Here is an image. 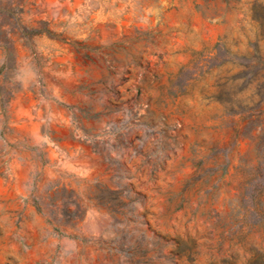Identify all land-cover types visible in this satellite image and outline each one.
I'll return each instance as SVG.
<instances>
[{"label":"rangeland","instance_id":"obj_1","mask_svg":"<svg viewBox=\"0 0 264 264\" xmlns=\"http://www.w3.org/2000/svg\"><path fill=\"white\" fill-rule=\"evenodd\" d=\"M0 264H264V0H0Z\"/></svg>","mask_w":264,"mask_h":264}]
</instances>
